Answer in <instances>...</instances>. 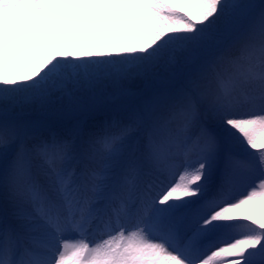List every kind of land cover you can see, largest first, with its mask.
<instances>
[{
  "label": "bare ground",
  "instance_id": "1",
  "mask_svg": "<svg viewBox=\"0 0 264 264\" xmlns=\"http://www.w3.org/2000/svg\"><path fill=\"white\" fill-rule=\"evenodd\" d=\"M189 1L147 0L154 26L150 27L152 23H149L147 26L150 28H144L139 24L138 29L140 31H153L150 45L154 52L151 53L152 55L148 52L150 57L143 58L146 54L143 57L134 54L137 52L135 51L136 42L123 37V33L126 32L125 28L120 37H115L110 44L99 47H76L74 50L73 47L65 45L58 49L33 48L31 43L26 45L27 36L23 32L19 34L10 32V28L15 25L13 20L16 19V15L1 7L5 1L0 0V112L18 114L23 116V119L44 114L46 110L50 109L54 112H60L71 101V97L65 95L68 94L66 90L70 88L60 91L59 86L67 80L65 73L74 64H77L80 69L87 64L93 80L100 83L93 86H102L104 90H109L115 84H119L122 89H130L133 86L137 87L144 81L148 80L149 82L153 78L157 82L161 74L167 72L171 66L181 64L183 60L196 53L201 46L202 39L199 41L197 38L200 31H194L190 26H180L182 21L187 19L186 12L189 10ZM204 1H206V5L208 4L209 20L215 19V23L212 24L211 28H204L202 33L204 31L220 32L225 30L228 20L220 18L216 13L217 6L222 1L201 0V2ZM246 1L242 0V2ZM166 16L172 17L173 22H175L174 28L167 26L163 33H160L155 24L161 23ZM128 27L132 29V25H128ZM135 27L137 29L136 25ZM124 35L127 34L124 33ZM233 40L229 49L220 55L216 53L217 59L204 71L190 77L188 82L198 88L199 91L204 90L205 100H207L205 110L210 122L216 126V130L222 139L227 141L229 146H232V153L229 155L235 159L233 164L237 163L240 166L241 162L247 159L238 155V152L247 149L250 144L258 139L264 140V93H254L253 101L236 111H232L235 106L231 104L237 99L238 94H234L236 90L243 86L246 87L251 79L264 80V75L260 70H251L246 76V81L235 83L236 86L232 88H229V85L227 86L225 83V81L231 80L230 73L219 83L215 80L224 70H229L231 66H234L232 64L234 60L231 59L230 61V58H233L232 51L242 49L250 54L259 51V47L264 44V27L256 23L242 37H235ZM130 53L131 56L127 57L126 55ZM228 54H230V63L226 61ZM237 69H245V66H237ZM46 73L51 80L46 79ZM233 82L234 78H232L230 85ZM65 83L67 84V82ZM65 83L62 88L66 86ZM257 83L260 82L254 81L252 86L257 85ZM209 85V89L212 86L215 88L208 95L207 87ZM94 89L100 92L95 87H90L91 91ZM247 90L248 88L245 89V91ZM70 92L72 94L74 90H70ZM184 99L179 92L168 94L159 99L153 98L150 101V107L153 111L152 118L157 119L166 116L172 120V126H187L184 135H193V127H195L194 123L196 122L193 121V117L189 116L191 115L189 110L184 109V106L179 108V105L185 102ZM227 102L231 105L230 107L227 106ZM228 110L231 112L226 113ZM129 115L126 117L115 116L111 120L106 117L95 119L94 124L84 129L80 123L76 122L72 124L58 123L51 128H42L32 137L42 140L47 134L52 133L53 136H48L45 142L56 145L62 136V139L68 140V151L46 152L41 151L40 145H37L38 147L35 149L37 151L33 153L28 149V144L31 143L32 138L25 141L22 138L18 139L10 131L0 129V227H13L20 219V215L26 216L25 211H21V208L17 206V201L23 197H29L36 209L41 212L47 208L60 210V207L68 201L64 196L70 187H73L75 177L78 174L74 175L75 171L89 173L88 175L92 180L95 179L100 187L109 192L105 194L94 191V194L84 196L88 201L95 202V200L106 199L107 195L118 189L119 182L127 181L132 185L146 183L160 192L161 195L169 197L172 193L175 194L170 196V198L175 197V202L168 208L170 209L168 213L164 215V211L157 208L153 212L154 217L164 215L174 220L177 213H180L181 216L182 210L180 208L182 206L196 200L204 190H209L213 186V182L205 187L204 184L208 183L210 178L215 179L214 172L216 167L218 169V166L215 165V157L203 153L201 147L195 144L194 136H187L190 145L177 154L174 151L171 152L172 157L167 162L171 167H162L159 161L152 158L149 151H146L150 150L148 147L154 142V135L139 128L135 134H126L120 137L127 144L128 151L119 150L120 144L118 143L114 147L113 145L106 147L94 158V151L90 150L92 146H90L88 136L99 132L120 133L122 130H126L131 126L128 121L130 120ZM101 120L103 121L101 122ZM110 121L115 122L111 124ZM172 137L167 142L169 146H162V148H172L175 145L174 141L177 136ZM117 139L119 138L107 135L104 138L105 141H109L108 146ZM41 142L45 143L40 141L39 144ZM183 143V147L188 144L186 141ZM21 157L28 162L23 165L24 162L19 161ZM179 158L182 162L179 161ZM15 162L18 164H14ZM15 171L20 172L21 179L19 174L14 173ZM40 177H44L50 185L39 183ZM181 177L183 178L182 181ZM66 179L70 181L63 186L64 182L67 181ZM59 186L63 187L60 189ZM90 187L92 190L96 188V186ZM16 189H24V193H13ZM238 194L240 205L234 207L232 213L226 215L222 220L223 227L226 225L237 230L234 229L232 232L233 241L236 243L231 246V251H235L234 255L231 256L229 250L228 254L227 250H223L220 252L219 259L212 255L205 256L206 258L199 264H264L263 207L254 201L252 193L240 192ZM34 195L37 196V200L32 199ZM69 202H80V199L73 197ZM115 203L122 205V209L125 206L128 208L135 207V201L127 196L116 200ZM97 205L95 204L94 207ZM17 209L21 212L17 211L19 215L16 213ZM117 211L120 212V210ZM152 224L151 218L144 222L141 227L145 229V232L141 234L147 236V227ZM41 227V222H35L31 217L26 216L21 231L24 237H28L33 231L37 233ZM158 227L161 228V225ZM39 232L41 233L42 230L40 229ZM32 239L37 241L41 238L34 234ZM133 240L130 243L131 249L128 253H126L125 248H117L106 240L101 246L97 245L86 260H80L81 257H76V252H74L75 254H61L60 259L58 255L50 253H45V255L47 258H54L57 264H156V257L158 256L153 252L154 249H150L144 242L135 241V235ZM38 242L44 243L45 241ZM47 243L46 241L44 245ZM60 244L64 246L62 242ZM17 246L23 248L26 245L24 241H20ZM55 247L57 248V246ZM14 248L13 243L7 247L0 243V250L4 252ZM40 254H43L42 250H40ZM13 257L11 259L14 260L15 257ZM230 257L240 258H234V261L228 262Z\"/></svg>",
  "mask_w": 264,
  "mask_h": 264
},
{
  "label": "rangeland",
  "instance_id": "2",
  "mask_svg": "<svg viewBox=\"0 0 264 264\" xmlns=\"http://www.w3.org/2000/svg\"><path fill=\"white\" fill-rule=\"evenodd\" d=\"M4 1L5 3L1 7L16 15V19L13 20L15 25L10 28V32L16 34L23 32L27 36L26 45L31 43L33 48L58 49L65 45L73 47L74 50L76 47H99L110 44L126 29L124 33L127 35L123 33V37L134 40L137 44L135 56L143 57L146 54L143 58H147L150 57L148 52L149 54L154 52L150 45L153 31L138 29L139 24L144 28L154 26L147 0ZM221 1L222 3L217 6L216 13L220 18L228 20L226 29L220 32L212 30L203 33L204 28H211L215 19L209 20L206 1H189V10L186 12L187 19L183 20L180 26H190L194 31H200L197 38L199 41L202 39L201 46L196 53L183 60L181 64L173 65L167 72L161 74L157 82L153 78L149 82L148 80L144 81L130 89H122L119 84H115L109 90H104L102 86H93L100 83L93 80L87 64L81 69L77 64H74L65 73L67 80L59 86L60 91L70 88L66 90L68 94L65 95L71 97V101L60 112L50 109L46 110L44 114L27 119H23V116L18 114L0 112V129L10 131L18 139L22 138L25 141L31 139L42 128H51L58 123L72 124L76 122L80 123L84 129L94 124L95 119L106 117L111 120L115 116L126 117L129 114L130 120L128 121L131 126L118 133V136L135 134L140 128L156 135L157 138H163L167 132L181 129L172 126V120L166 116L152 118L153 111L150 101L153 98L159 99L168 94L179 92L185 98V102H182L179 108L184 106V109L189 110L191 114L189 116L193 117V121L196 122L193 133L196 134L197 141L203 144L205 151L215 157V165L218 166V169L216 167L217 170L215 169L214 172L215 179L210 178L209 182L204 184L205 187L213 182V186L198 195L196 204L191 202L194 205L189 209L185 219L178 223L182 219L179 218L178 222L173 221L166 226L168 240H165L164 237L161 240L155 237V241L151 244L146 239L136 237L135 241L144 242L150 249H154L153 252L157 254L160 264H199L206 258L205 256L212 255L219 259L220 252L223 250H227V254L229 250L230 255H234L235 251H231V246L236 244L233 241L232 233L235 228L226 225L223 227L222 220L226 215L232 213L234 207L240 205L238 193L241 191L245 194L252 193L254 201L261 204L264 211V140L258 139L247 149L238 152V155L244 156L247 160L242 159L240 166L237 163L233 164L235 159L229 155L232 153V146L222 139L216 126L210 122L205 110L207 100L204 99V94L188 82L190 77L201 73L217 59L216 53L220 55L229 49L235 37H242L256 23L264 27V0ZM149 23H152L150 27L147 26ZM155 23L157 22L155 21ZM174 24L172 17L166 16L161 23L155 24V26L160 33H163L167 26L174 28ZM128 25H132V29ZM126 56L130 57L131 53ZM256 61V66L264 64V54H260ZM45 77L51 80L48 73L45 74ZM64 83L66 86L62 88ZM90 87H95L100 92L95 89L91 91ZM70 90H74V92L71 94ZM110 122L112 124L115 121ZM119 144V149L126 152L128 146L125 141L120 139ZM158 157L162 160L166 155L163 153ZM182 179L181 177V181ZM90 183L91 186H98L94 182ZM121 187L131 195L140 193L138 187H132L131 183H121ZM102 190V187H96V191ZM143 190L153 193L151 188ZM174 195L172 193L170 196ZM217 195L219 198L215 197ZM155 196L159 200V206L166 213L175 202V197H162L157 194ZM262 225L264 226V220H262ZM133 234L129 233L122 242L129 241ZM169 235L171 239H169ZM170 241H178L180 244L172 247L169 244ZM231 242L232 244L229 245ZM197 245L198 249H196ZM186 247H189L188 251L185 250ZM170 253H173L175 258ZM234 258L230 257L228 262L240 257Z\"/></svg>",
  "mask_w": 264,
  "mask_h": 264
}]
</instances>
